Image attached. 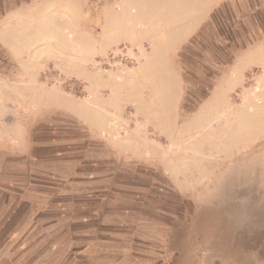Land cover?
<instances>
[{"label": "rangeland", "instance_id": "obj_1", "mask_svg": "<svg viewBox=\"0 0 264 264\" xmlns=\"http://www.w3.org/2000/svg\"><path fill=\"white\" fill-rule=\"evenodd\" d=\"M142 5L0 0V165L44 228L0 264H264V0L169 54Z\"/></svg>", "mask_w": 264, "mask_h": 264}, {"label": "crops", "instance_id": "obj_2", "mask_svg": "<svg viewBox=\"0 0 264 264\" xmlns=\"http://www.w3.org/2000/svg\"><path fill=\"white\" fill-rule=\"evenodd\" d=\"M223 1L147 0V6H140L136 14L141 16L139 23L141 27L143 26L144 32L149 33L147 36L149 41L153 43L164 41L168 44V54L171 50L176 53L198 34L209 21L212 12ZM26 5L29 6V4L11 6L8 14L12 16L22 14L26 11ZM133 10V7L128 6L125 9L129 14ZM139 23H136L134 27H139ZM12 179L16 184L12 183ZM29 191L24 171H12L0 165V254L5 252L7 245L14 240L16 235L22 241H36L44 231L43 225H39L37 229V223L34 224L40 204L36 196L32 197ZM32 221V227H27ZM53 224L55 223H47L45 230L51 232ZM74 233L72 229V236ZM117 244L119 245L120 242ZM129 253L125 250H115L114 253L111 252L110 259L125 264L126 259H123L129 257Z\"/></svg>", "mask_w": 264, "mask_h": 264}, {"label": "trees", "instance_id": "obj_3", "mask_svg": "<svg viewBox=\"0 0 264 264\" xmlns=\"http://www.w3.org/2000/svg\"><path fill=\"white\" fill-rule=\"evenodd\" d=\"M218 10L217 8L212 12L211 16L214 15V13H216Z\"/></svg>", "mask_w": 264, "mask_h": 264}]
</instances>
